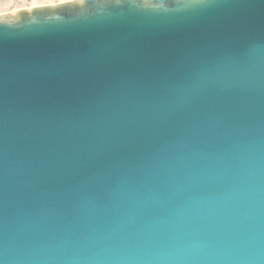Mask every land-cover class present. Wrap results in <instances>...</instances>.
Returning <instances> with one entry per match:
<instances>
[{
    "label": "water",
    "instance_id": "obj_1",
    "mask_svg": "<svg viewBox=\"0 0 264 264\" xmlns=\"http://www.w3.org/2000/svg\"><path fill=\"white\" fill-rule=\"evenodd\" d=\"M0 15V264H264V0Z\"/></svg>",
    "mask_w": 264,
    "mask_h": 264
},
{
    "label": "snow or ice",
    "instance_id": "obj_2",
    "mask_svg": "<svg viewBox=\"0 0 264 264\" xmlns=\"http://www.w3.org/2000/svg\"><path fill=\"white\" fill-rule=\"evenodd\" d=\"M218 0H79L77 20H111L116 17H153L177 11L198 10ZM7 22L0 23V40L8 31Z\"/></svg>",
    "mask_w": 264,
    "mask_h": 264
},
{
    "label": "rangeland",
    "instance_id": "obj_3",
    "mask_svg": "<svg viewBox=\"0 0 264 264\" xmlns=\"http://www.w3.org/2000/svg\"><path fill=\"white\" fill-rule=\"evenodd\" d=\"M69 1L72 0H0V15L21 9L42 7Z\"/></svg>",
    "mask_w": 264,
    "mask_h": 264
},
{
    "label": "bare ground",
    "instance_id": "obj_4",
    "mask_svg": "<svg viewBox=\"0 0 264 264\" xmlns=\"http://www.w3.org/2000/svg\"><path fill=\"white\" fill-rule=\"evenodd\" d=\"M34 8V7H33Z\"/></svg>",
    "mask_w": 264,
    "mask_h": 264
}]
</instances>
